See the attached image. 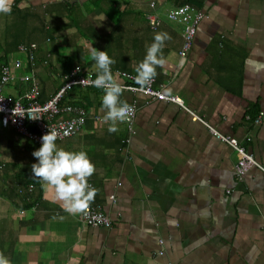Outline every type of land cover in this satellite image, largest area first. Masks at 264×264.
Instances as JSON below:
<instances>
[{
    "label": "crops",
    "instance_id": "obj_1",
    "mask_svg": "<svg viewBox=\"0 0 264 264\" xmlns=\"http://www.w3.org/2000/svg\"><path fill=\"white\" fill-rule=\"evenodd\" d=\"M111 1L113 11L107 0H12L10 14L0 13V65L21 64L0 93L21 95L33 75L45 101L63 83L59 56L96 76L91 47L107 52L111 69L136 76L154 35L166 32L153 86L181 105L125 90L121 100L135 108L131 131L123 122L110 133L102 89L63 92L86 116L56 143L95 165L88 182L108 227L65 211L31 172L39 145L0 126V252L10 264H264V170L238 177L237 153L208 129L235 138L264 169V0ZM184 2L204 17L181 57V25L163 13ZM148 14L160 20L154 29ZM29 43L32 64L17 50ZM26 179L35 181L30 190Z\"/></svg>",
    "mask_w": 264,
    "mask_h": 264
},
{
    "label": "built area",
    "instance_id": "obj_2",
    "mask_svg": "<svg viewBox=\"0 0 264 264\" xmlns=\"http://www.w3.org/2000/svg\"><path fill=\"white\" fill-rule=\"evenodd\" d=\"M153 4V1L149 2L150 6ZM203 17L204 14L200 9L188 3L170 7L164 11L163 18L165 20L181 25L182 42L178 50L179 56L183 57L186 54L191 45L195 27ZM146 20L148 26L152 29L160 22L159 18L154 14H148ZM34 48L35 45L33 43L17 46L18 51L26 52L27 62L30 64L33 62L32 50ZM20 64V61L14 60L11 65L0 66V88L11 78L9 69L17 68ZM111 72L121 79L119 83H121L127 91L141 92L150 99L170 101L181 105L179 98L174 95L163 93L161 88L153 86V82L149 86L141 87L136 82L135 75L117 69H111ZM95 78L96 76L93 71L79 65H74L63 75V83L59 89L45 101L39 102L37 100L39 94L38 85L34 76L30 75L29 87L21 95L10 98L0 93V126L12 128L18 135L35 141L39 147L42 143V135L46 134L49 128L57 130L59 133L58 139L74 135L83 125L86 111L84 108L75 105H61L59 99L62 97L63 92L71 86H78L80 88L93 86L92 81H94ZM129 104L133 105L131 103ZM62 113H66V115L61 116ZM190 114L192 120L202 122V120L192 112ZM258 120L259 116L254 119V122L256 123ZM131 121L124 122L127 129L130 131ZM208 129L237 153L238 158L234 170L238 177L252 166L264 170L252 156L238 144L235 138L218 134L210 127H208ZM31 187L32 184L27 185L29 190ZM79 219L90 226L108 227L110 224L108 217L101 211L100 206L94 202H92L90 211L87 214H79Z\"/></svg>",
    "mask_w": 264,
    "mask_h": 264
},
{
    "label": "clouds",
    "instance_id": "obj_3",
    "mask_svg": "<svg viewBox=\"0 0 264 264\" xmlns=\"http://www.w3.org/2000/svg\"><path fill=\"white\" fill-rule=\"evenodd\" d=\"M11 4L12 0H0V13L10 14ZM170 39L168 33L159 32L147 46L143 60L135 69V79L141 87L149 86L157 75L156 68L166 63L162 49L165 41ZM90 55L98 69L92 84L104 92L101 109L105 112L103 120L108 124L110 133L118 132V124L130 122L135 115V108L127 101L121 100L125 89L112 75L111 65L115 61L106 51L93 47ZM58 138L57 130L50 128L42 135L40 147L32 153L37 162L31 165V172L33 177L54 188L58 200L63 202L65 211L71 214H87L98 192V189L88 182L96 171L95 165L83 150L68 151L58 147ZM0 264H10L2 252Z\"/></svg>",
    "mask_w": 264,
    "mask_h": 264
},
{
    "label": "trees",
    "instance_id": "obj_4",
    "mask_svg": "<svg viewBox=\"0 0 264 264\" xmlns=\"http://www.w3.org/2000/svg\"><path fill=\"white\" fill-rule=\"evenodd\" d=\"M96 2L99 3V1H96ZM107 2H108V7H107L108 8V11H113L114 10L113 2L111 0H107ZM184 3H187V2H184ZM106 15L109 17L110 14H108V12H107ZM58 62H59V65L61 66V71H62L63 75L66 74L69 71V69L71 67H73L74 65H79V66H81L83 68H86L85 67L86 65H81L79 63H75L74 62V63L71 64L70 61H69V59L67 57H64V56H59L58 57ZM73 87L79 88L78 86H73ZM88 88H96V87H94V86H88V87H85L84 89H88ZM59 103L60 104L69 103V104H74V105L76 104V102L65 100V97L64 96H63V98L61 97L59 99ZM34 182L35 181L33 179H26V181L24 182V185L27 184V183L33 185Z\"/></svg>",
    "mask_w": 264,
    "mask_h": 264
}]
</instances>
